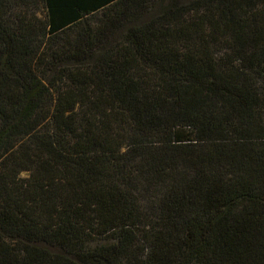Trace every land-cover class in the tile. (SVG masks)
<instances>
[{
    "label": "trees",
    "instance_id": "16d2710c",
    "mask_svg": "<svg viewBox=\"0 0 264 264\" xmlns=\"http://www.w3.org/2000/svg\"><path fill=\"white\" fill-rule=\"evenodd\" d=\"M0 264H264V0H0Z\"/></svg>",
    "mask_w": 264,
    "mask_h": 264
}]
</instances>
